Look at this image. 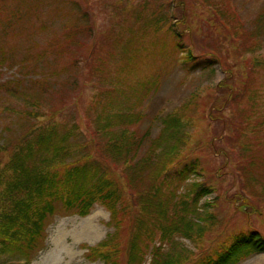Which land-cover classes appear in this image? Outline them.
Returning a JSON list of instances; mask_svg holds the SVG:
<instances>
[{
    "label": "trees",
    "instance_id": "1",
    "mask_svg": "<svg viewBox=\"0 0 264 264\" xmlns=\"http://www.w3.org/2000/svg\"><path fill=\"white\" fill-rule=\"evenodd\" d=\"M80 1L88 8L86 0H60L65 7L79 12L74 24L65 26V32L57 35L61 36L60 40L54 44L49 43L48 48L44 47L35 56L24 58L17 66L18 76L0 82V95L27 103L28 107L18 113L20 118L29 123L27 126H19L18 129H23L20 132H17L15 126L3 128L5 135L2 138L5 139L6 134L10 136H6L4 147L0 145V155L8 153V160L0 162V258L8 260L3 264H30L46 248L47 228L55 217H85L96 204L109 212L107 225L112 228V232L96 246H84L87 250L85 258L91 263L99 260L103 264H142L149 256V264H239L253 255L264 253V218L260 222L251 220L253 215L257 218L263 215L257 204L264 203V184H261L260 189H256V186L260 185L258 177L262 178L264 173L250 168L251 161L239 157L240 162L234 165L236 172H233L236 179L231 182L236 189L229 200L240 202V206L234 210L244 217V224L239 226L237 223L221 222L214 233L216 218L205 211L210 203L202 205L204 210H200L199 203L215 192L213 184L225 173H221L222 167L214 171L209 165L204 166L201 159L187 149L189 141L183 128L182 114L165 117L161 134L150 142L142 155L141 147L148 135L144 133L137 136L136 131L131 128L136 119L133 120L127 114H110L112 108L97 116V126L94 129L89 125L80 128L78 125L67 126L63 123L36 127L33 123L39 117L58 116L55 109L48 108V112L42 114L40 108L41 102L45 100L44 96L47 99L59 96L53 94L56 90L53 88L54 83L32 77L27 61L34 60L32 69L35 70L41 63L54 69L62 58L68 56L70 60L56 73L57 77L80 62L71 56V51H77L80 43L75 42L73 47H69L77 40L78 34L91 31V24L88 25V31L81 25L88 22V17L81 9ZM24 2L25 0L17 1L18 6L13 8V15H16ZM182 3L185 0H178L175 8ZM210 11L213 15L211 8ZM214 20L215 24L197 35L199 37L192 36L189 45L183 28L179 26L176 29L175 24L169 28L175 48L185 50L180 53L188 55L185 61H188L191 69L222 64L224 55L214 47H202L200 51L197 50L196 55L192 54L196 46L206 44L205 39L213 38L217 29L218 40L223 34L229 36L234 31L216 17ZM167 21L169 20L158 15L154 24L160 30L161 23ZM257 23L262 30L260 37H263L264 13L257 18ZM115 35L117 38L114 43L109 41L111 43L105 59L99 57V61L95 60L100 56L98 52L102 43L93 48L89 74H101L102 80L107 79L109 75H104L106 66L115 56L118 57L116 74L129 68L132 61L129 53L133 47L127 41L128 37H121V31ZM235 40H242V35ZM231 43L235 45L232 40ZM259 43V38H248L242 45L239 44L237 52L229 53L237 59L239 53L251 51ZM213 44L221 47L216 45L217 39ZM47 54L52 57L47 58ZM4 61L2 58L0 63L5 64ZM7 62L13 65L15 60ZM22 69H25L24 74ZM253 71V66L248 69L244 86L241 91L235 92L234 96L237 97L234 104L249 100L254 81ZM54 81H57L56 78ZM72 83L66 78L63 84ZM115 84L117 83L113 82ZM34 88L36 91H33ZM114 91L115 89L104 92L103 89L102 92L105 105L109 108L113 105L109 100H116ZM27 92L31 96L26 100L24 95ZM60 105L63 108L67 103L64 101ZM233 108L236 109L235 106ZM7 111L16 114L10 108H5V112ZM13 120L15 122L16 119ZM115 125L121 126V129L115 131ZM225 137L223 134L216 138L217 143L222 145L224 141L228 142ZM210 146L212 152L227 151L224 154L225 160L235 150L233 144H228L226 149L218 147L212 141ZM223 163L227 164L224 160ZM191 177L201 180L192 181L185 187V182ZM262 206L264 211V205ZM207 218V225L199 224V221H206ZM207 231L211 232L209 237L206 235ZM175 236L196 243L201 247L199 255L193 260H189L188 256L178 255L180 253L170 255L171 252L165 251L164 247ZM204 238L208 242L206 248H203Z\"/></svg>",
    "mask_w": 264,
    "mask_h": 264
},
{
    "label": "rangeland",
    "instance_id": "2",
    "mask_svg": "<svg viewBox=\"0 0 264 264\" xmlns=\"http://www.w3.org/2000/svg\"><path fill=\"white\" fill-rule=\"evenodd\" d=\"M17 1L19 0H0V60H5V64L0 63V82L18 76L17 66L24 58L35 56L44 47L48 48L49 43L54 44L60 40L61 36L57 35L65 32V26H72L79 14L71 7H65L60 0H25L16 15H13V8L18 6ZM86 1L88 8L83 1H80V4L81 9L87 13L88 22L81 25L88 31V25L91 24V31L78 34L77 40L69 46L73 47L75 42L80 43L77 51H71V56L80 62L61 77H57L56 73L70 60L68 56L62 58L54 69L41 63L35 70L32 69L34 60L27 61L32 77L54 83L53 88L56 90L53 94L59 96L50 99L44 96L45 100L42 99L40 108L42 114L47 113L48 108L55 109L58 116L39 117L33 123L36 127L63 123L67 126L78 125L80 128L89 125L94 129L97 126V116L112 108L110 114H127L133 120L136 119L131 128L136 131L137 136L144 133L148 135L141 147L142 155L150 142L161 134L165 117L182 114L183 128L189 141L187 149L192 155L198 156L204 166L209 165L214 171L222 167L221 173H225L213 184L215 192L200 201V210H204V203H210V206L205 207V211L216 218L214 233L219 229L221 222L242 226L244 217L234 210L240 206V202L229 200L236 189L235 185H231L232 180L236 179L233 177V172H236L234 165L240 162L241 157L251 161L250 168L264 173V36L260 37L262 30L257 23V18L264 13V0H185L178 8H175L178 0ZM208 6L213 10L214 17L234 31L229 36L223 34L218 40L217 29L213 38L205 39V45L196 46L192 50V54L196 55L197 50L200 51L202 47H214L224 55L222 64L191 69L188 61H185L188 55L180 53L185 50L175 48L169 28L172 24L176 25V29H179V26L183 28L189 45L192 36L199 37L197 35L215 24ZM155 13L156 17L159 15L169 20L161 23L160 30L154 24ZM118 31L122 32V38L128 37L127 41L133 47L129 53L132 58L129 68L116 74L118 57L115 56L106 66L104 75H109L107 79L102 80L101 74H89L93 48L102 43L98 52L100 56L95 60L105 59L108 45L114 43L117 38L115 33ZM241 35L242 40L236 41V37ZM214 38L217 39L216 45L221 47L213 44ZM248 38H259V45L251 51L238 52L240 56L235 59L229 52H237L239 44L242 45ZM50 57L52 55L47 54V58ZM11 59L15 60L13 65L7 62ZM252 66L254 81L249 100L234 104L237 97L234 96L235 92L241 91L248 77V69ZM22 72L24 74L25 69H22ZM54 78L56 82H53ZM66 78L73 83L64 85ZM222 80L224 81L219 84ZM112 81L117 84L113 85ZM103 89L104 92L115 89L113 94L116 100L107 98L113 104L110 108L105 105ZM33 91H36V88ZM30 96L27 92L24 98L27 100ZM64 101L67 105L61 108L60 104ZM26 106L24 100L0 95V145L3 147L6 136L10 138L9 134H6L5 139L2 138V135H5V126H15L17 132H20L23 129H18L19 126L29 124L20 118L18 113ZM5 108H10L16 114L5 112ZM187 115L190 117L186 118ZM13 119H16L15 122ZM113 129L118 131L121 126L115 125ZM223 134L228 142L224 141L219 145L216 138ZM212 141L218 147L223 146L226 149L228 144H233L235 150L232 151V156L225 157L226 161L224 154L228 153L227 151L212 152ZM7 160L8 153L0 155V162ZM223 160L227 164L224 165ZM258 179L260 185L256 186V189H260L261 184H264V175ZM195 180L200 181L201 178L191 177L184 186ZM262 205L264 203L257 204V208L263 215L261 218L251 216L252 221L260 222L264 218ZM109 218V212L97 204L85 217H55L47 228L46 248L40 251L30 264H41L42 259L48 255L51 256L52 264H103L99 260L89 262L85 258L87 250L84 246H96L112 232V228L107 225ZM195 220L198 221L196 217ZM207 220L208 218L206 221H199V224L205 226L208 224ZM58 232L61 233V241L59 246H55ZM210 233L207 231L206 235L209 237ZM203 242V248H206V238ZM200 248L193 241L175 236L171 243L165 245L164 250L171 252L170 255L180 253L178 255L188 256L189 260H193L199 255ZM7 261L5 257L0 258V264ZM149 263L150 257L147 256L142 264ZM239 264H264V253L253 255Z\"/></svg>",
    "mask_w": 264,
    "mask_h": 264
},
{
    "label": "bare ground",
    "instance_id": "3",
    "mask_svg": "<svg viewBox=\"0 0 264 264\" xmlns=\"http://www.w3.org/2000/svg\"><path fill=\"white\" fill-rule=\"evenodd\" d=\"M60 235H61V233L60 232H58V234H57V238L55 239V246H59V244H60ZM51 256L50 255H48L47 257H44L43 259H42V261H41V264H52L51 262H52V259L50 258Z\"/></svg>",
    "mask_w": 264,
    "mask_h": 264
}]
</instances>
